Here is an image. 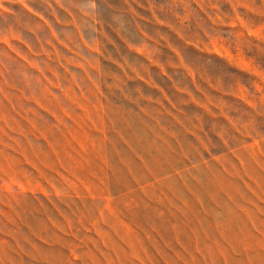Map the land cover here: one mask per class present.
<instances>
[{"label": "rangeland", "instance_id": "1", "mask_svg": "<svg viewBox=\"0 0 264 264\" xmlns=\"http://www.w3.org/2000/svg\"><path fill=\"white\" fill-rule=\"evenodd\" d=\"M0 264H264V0H0Z\"/></svg>", "mask_w": 264, "mask_h": 264}]
</instances>
